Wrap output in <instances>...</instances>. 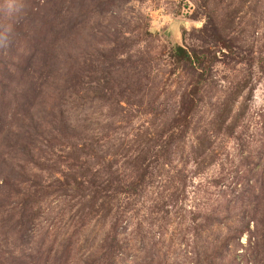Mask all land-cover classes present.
Here are the masks:
<instances>
[{
	"label": "rangeland",
	"instance_id": "374dc122",
	"mask_svg": "<svg viewBox=\"0 0 264 264\" xmlns=\"http://www.w3.org/2000/svg\"><path fill=\"white\" fill-rule=\"evenodd\" d=\"M17 2L33 10L30 30L3 39L13 44L4 56L18 61L7 55L19 52V66L34 70L35 90L44 92L5 102L0 165L10 142L11 167L21 162L29 178L22 191L34 174L42 183L63 178L70 151L92 173L104 160L114 178L142 185L111 197L106 215L99 202L98 212H79L85 200L74 193L28 201L0 190V264H87L114 223L119 264H204L207 246L248 220L222 262L264 264V245L254 248L264 236V0ZM6 7L1 0L3 27L13 21ZM176 44L204 52L206 78L190 129L167 161L155 146L179 132L175 119L189 105L195 73L174 60ZM43 52L47 63L37 67ZM137 159L147 168L140 181ZM25 204L33 219L19 215Z\"/></svg>",
	"mask_w": 264,
	"mask_h": 264
},
{
	"label": "trees",
	"instance_id": "16d2710c",
	"mask_svg": "<svg viewBox=\"0 0 264 264\" xmlns=\"http://www.w3.org/2000/svg\"><path fill=\"white\" fill-rule=\"evenodd\" d=\"M1 1V0H0ZM40 9V7H39ZM33 10L29 7L22 8L18 13H15L12 15V22H10L9 26L11 30L5 31L6 27H9L8 25L6 27L0 26V84L5 86H10L8 91H1L0 90V112L3 110L5 106V102L8 101H14L17 103H22V95L23 99H30L32 95L35 97H38V94L44 92V90L38 91L35 90V81H34V70L32 71H25V69L22 66H19V62L22 61V57L19 52H17L16 55L10 54L7 55L8 57H17L18 61H14L12 58L7 60L6 56H4V52L6 54L10 53V48L13 47V44H9L6 42L5 44L2 43L3 39H7L8 35H13L15 39H18L20 37H24L26 35V29L30 30L29 24L31 23V17H33ZM2 43V44H1ZM15 50V48H14ZM204 52H189L186 48L183 46L176 44L173 47L172 56L174 57V60L178 63H181L185 66L192 67L194 73V83L192 84L191 88L187 92L188 96V103L189 105L184 110L181 117H176L175 121L180 122V124H177V127L180 126L179 132L176 134L172 132L169 136L160 139V142L155 146L159 147L160 156L163 157L164 160H169L170 154L179 151L180 143L183 141L182 137L184 135V132H186L188 129H190V116L194 113L195 108L198 105V97L199 93L201 91L202 84L205 81L206 73L203 68V58ZM46 58L44 57V52L42 54H39L36 57V65L39 67L41 64L46 62ZM8 65H12L14 68L11 69ZM77 75V74H76ZM5 79L7 82L3 83ZM11 87H15L11 88ZM10 91V93H9ZM11 91L14 92L11 94ZM10 94V97H6L5 94ZM41 96V94H40ZM39 96V97H40ZM19 103V104H20ZM27 103V101H26ZM15 113V112H14ZM14 115V114H13ZM25 115V112L24 114ZM20 116L18 117L17 121L11 124L14 127L20 126V120H24L28 118V115L26 116ZM1 121V118H0ZM61 128H59V133L61 135L64 134V130L66 129V126L64 124H60ZM176 127V126H175ZM18 129V128H17ZM61 130V132H60ZM28 131H30L28 129ZM9 136V134H8ZM11 138L9 137L8 140ZM4 147L7 149H10L8 153V160H4L3 163L0 165V181L1 191H6V187H10L12 192L10 194L12 195H18L22 194L24 195L23 199H26L30 201V199H41L42 197H45L46 195H50L56 192L59 193H65L66 195L70 193V198L79 197L82 201L85 200L80 204L78 207V211L81 213H84L85 208L93 211L98 212L95 208V205L99 202V206L101 210H104V215L108 214L111 206H110V200L111 197H114L116 193H124L127 191H137L139 188L138 186H141L142 184L136 182L132 183L129 182L127 185L124 184V182L118 178H114V171L111 168L112 164L106 165L104 163V160H102V164H100L99 170H96L97 173H92L91 169L87 167V162L78 159V156L70 151L67 152L66 158L70 160H73L72 162L68 161L66 162L67 165V172H62L61 179L56 178L53 181H50L48 183H42L41 179L37 175H33L35 178V182H31L29 186H31L30 189H25L22 191L21 185L24 182H28L29 178L27 175L26 170L22 166L21 162L17 164L18 168L11 167V160L9 157V154L13 150V146L10 142L3 144ZM86 144H83V148L80 149L81 154L84 151ZM10 147V148H9ZM3 153V151L1 152ZM87 153H85L86 155ZM83 155V154H82ZM170 155V156H169ZM169 156V157H168ZM27 157L20 156L18 161H27ZM99 160V158H98ZM166 163V162H165ZM35 167L41 168V164H36ZM134 171L138 174H136L137 181H140L139 179H143L147 168H144L142 166V162L137 159V162L133 165ZM1 170H4V173L1 175ZM120 180V181H119ZM181 182H185L183 177L180 178ZM138 185V186H137ZM130 187V188H129ZM138 188V189H136ZM129 189V190H128ZM8 194V193H7ZM8 195H6L7 197ZM11 196V195H10ZM87 199V200H86ZM108 205V207H107ZM11 209H15L14 206L11 207ZM77 211V212H78ZM34 213L31 212L30 205L27 206L26 204L21 206V211L19 212V215L21 217L29 216V219H33L35 216ZM84 217V214L82 215ZM208 217V216H206ZM117 220V218H115ZM210 220V219H209ZM255 221V220H254ZM258 228V223L256 222V225ZM117 224L114 223L110 232L105 235L104 238L100 240V246L98 247V250L95 252H92L91 259L87 262V264L91 262H97V264H119V259L117 262H115V257L117 255V252L121 248V240L119 238L120 231H117L116 228ZM249 220L244 224V226H241L237 230V226L230 229L226 235L222 236L221 238H217L216 242L211 243L209 246H207L208 254L206 258L204 259V264H223L222 260L224 258V254L228 251V246L230 245V241H237V238L242 235L244 231H249ZM251 232V231H250ZM250 241V236L248 237V242ZM240 244V243H239ZM264 245V236H259L255 239L254 248L260 249ZM114 261V262H113ZM228 264H238L236 259L233 258L231 262Z\"/></svg>",
	"mask_w": 264,
	"mask_h": 264
},
{
	"label": "clouds",
	"instance_id": "9594fccd",
	"mask_svg": "<svg viewBox=\"0 0 264 264\" xmlns=\"http://www.w3.org/2000/svg\"><path fill=\"white\" fill-rule=\"evenodd\" d=\"M6 13L11 16L18 13L23 7V3H18L17 0H6ZM11 30L10 26L5 28V31Z\"/></svg>",
	"mask_w": 264,
	"mask_h": 264
}]
</instances>
